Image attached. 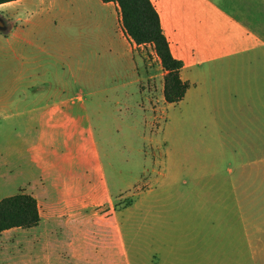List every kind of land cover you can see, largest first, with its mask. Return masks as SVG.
<instances>
[{
	"label": "crops",
	"instance_id": "crops-1",
	"mask_svg": "<svg viewBox=\"0 0 264 264\" xmlns=\"http://www.w3.org/2000/svg\"><path fill=\"white\" fill-rule=\"evenodd\" d=\"M18 1H29L36 9L7 15L0 11V17L8 22L5 33L0 32V90L7 92L6 99H0V116L19 128L21 138L15 144L13 141L14 154L78 156L82 153L79 148L74 154H61L60 135L64 123L89 119L86 108L95 102L80 93L104 90L100 87L105 83L102 75L110 71L100 70L98 60L111 64L121 51L122 57H129L133 63L131 74L139 77L132 51L143 46H136L125 36L114 3L71 0L75 5L71 10L69 5L55 6V0ZM150 1L172 56L182 64L180 78L189 83L181 101L192 107L187 123L200 125L202 135L216 138L218 153L231 160L222 177L215 171L220 167L214 164H201L202 174L188 172L189 156L199 150L195 145L179 153L184 162L177 169L190 175L178 181L184 190L176 194L175 204L185 205L195 199L233 202L235 213L241 214L242 204L264 203V0ZM99 9L109 10L111 18L104 17ZM54 11L64 16L77 11L76 17L87 20L94 34L84 36L86 39L81 35L68 38L65 25L61 31L54 20L43 19ZM47 26H53L49 35ZM136 80L131 78L125 85ZM89 120L93 134L96 124ZM88 151L99 154L96 138ZM171 156L168 150L157 182L169 176ZM44 174L50 181L42 189L21 192L35 199L39 224L0 233V264H17L13 247L25 248V264H188L178 258L172 246L163 243L164 236L181 231L171 226L158 230L163 241L157 244L159 250L152 258L138 254L133 260L127 229L118 213H89L85 207L72 205L63 209L52 194L59 182L54 174ZM207 183L215 185L216 191H205ZM169 185L175 187L174 183ZM196 187L203 193L192 195ZM66 234L69 238L65 242Z\"/></svg>",
	"mask_w": 264,
	"mask_h": 264
},
{
	"label": "rangeland",
	"instance_id": "rangeland-1",
	"mask_svg": "<svg viewBox=\"0 0 264 264\" xmlns=\"http://www.w3.org/2000/svg\"><path fill=\"white\" fill-rule=\"evenodd\" d=\"M70 1L55 0L54 5H69L73 10L75 5ZM17 2L0 7V11L7 15L36 9L29 1ZM99 10L104 17L111 18L109 10ZM69 14L64 16L54 11L43 19L54 20L61 31L65 25V34L71 39L78 35L86 39L84 36L94 34L87 20L76 17L77 11ZM52 29L53 26L48 27L46 33L49 35ZM132 52L139 77L131 74L133 63L129 57H122L120 51L111 64L98 60L100 70L110 71L102 75L105 83L100 87L104 90L80 93L84 99L95 102L86 109L92 124H96V132L90 134L91 122L84 117L63 124L60 152L74 154L79 148L82 153L78 156L15 155L13 141L15 144L21 138L19 128L3 118L4 115L0 116V200L23 191L42 189L50 181L44 177L47 172L54 174L59 182L60 186L52 194L61 201L63 209L72 205L85 207L89 213L110 210L118 213L127 229L126 239L133 260L138 254L152 258L159 250L157 244L163 241L158 230L171 226L181 231L164 236L163 243L172 246L178 258L188 264H264V203L242 204L241 214L235 213L233 202L195 199L193 203L175 204L176 194L184 190L178 181L190 175L177 169L184 162L179 153L195 145L199 150L189 156L188 172L202 174L201 164H214L220 167L215 171L222 177L231 160L228 155L218 153L216 138L202 135L200 125L187 123L191 104L165 102V72L153 45L136 47ZM82 54L84 61L86 52ZM131 78L137 80L125 85ZM6 93L0 90V99H6ZM94 138L98 155L87 152ZM168 150L172 153L169 176L157 182ZM216 189L211 183L204 188L209 192ZM187 193H191L190 186ZM202 193L200 187L192 191V195ZM86 222L89 228V221ZM68 238L66 234L65 242ZM12 249L17 264H25V248Z\"/></svg>",
	"mask_w": 264,
	"mask_h": 264
},
{
	"label": "trees",
	"instance_id": "trees-1",
	"mask_svg": "<svg viewBox=\"0 0 264 264\" xmlns=\"http://www.w3.org/2000/svg\"><path fill=\"white\" fill-rule=\"evenodd\" d=\"M18 0H0V5ZM114 3L120 14L125 36L136 46L151 44L165 72L163 97L166 103L176 104L185 96L189 83L180 78L182 64L170 51L164 36L159 15L150 0H100ZM5 33V32H2ZM40 217L35 199L27 194H17L0 200V233L21 228L29 229L39 224Z\"/></svg>",
	"mask_w": 264,
	"mask_h": 264
},
{
	"label": "water",
	"instance_id": "water-1",
	"mask_svg": "<svg viewBox=\"0 0 264 264\" xmlns=\"http://www.w3.org/2000/svg\"><path fill=\"white\" fill-rule=\"evenodd\" d=\"M7 30L6 23L0 18V32H5Z\"/></svg>",
	"mask_w": 264,
	"mask_h": 264
},
{
	"label": "flooded vegetation",
	"instance_id": "flooded-vegetation-1",
	"mask_svg": "<svg viewBox=\"0 0 264 264\" xmlns=\"http://www.w3.org/2000/svg\"><path fill=\"white\" fill-rule=\"evenodd\" d=\"M0 18H1L5 23H7L6 20H4L2 17H0Z\"/></svg>",
	"mask_w": 264,
	"mask_h": 264
}]
</instances>
